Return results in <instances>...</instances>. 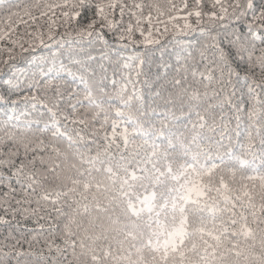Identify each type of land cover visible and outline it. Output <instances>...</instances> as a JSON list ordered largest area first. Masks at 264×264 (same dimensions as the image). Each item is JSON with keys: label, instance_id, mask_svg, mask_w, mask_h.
I'll list each match as a JSON object with an SVG mask.
<instances>
[{"label": "snow or ice", "instance_id": "snow-or-ice-1", "mask_svg": "<svg viewBox=\"0 0 264 264\" xmlns=\"http://www.w3.org/2000/svg\"><path fill=\"white\" fill-rule=\"evenodd\" d=\"M261 193L264 0H0V264H264Z\"/></svg>", "mask_w": 264, "mask_h": 264}, {"label": "trees", "instance_id": "trees-1", "mask_svg": "<svg viewBox=\"0 0 264 264\" xmlns=\"http://www.w3.org/2000/svg\"><path fill=\"white\" fill-rule=\"evenodd\" d=\"M233 187H234V190H235L236 186H233ZM261 195H264V193H261V194H258V195H257V202H259V200H260V196H261ZM239 211H240V209H239L238 202H237L236 212L239 213ZM229 218H230V217H229V214H228V213H223V214H221V215L218 217V222H219V221H227ZM112 235L115 236V234H112ZM117 238H119V237H117ZM194 240H196V238H193V241H194ZM193 241H190V242H189V246L191 245V243H192ZM101 243H107V242H106V241H102Z\"/></svg>", "mask_w": 264, "mask_h": 264}]
</instances>
